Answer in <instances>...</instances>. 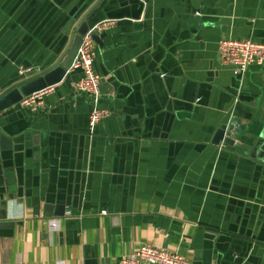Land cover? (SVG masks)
I'll return each mask as SVG.
<instances>
[{"label":"crops","instance_id":"crops-1","mask_svg":"<svg viewBox=\"0 0 264 264\" xmlns=\"http://www.w3.org/2000/svg\"><path fill=\"white\" fill-rule=\"evenodd\" d=\"M93 1L0 0V85L42 69ZM105 18L108 118L89 127L70 68L35 109L0 111V264H117L140 243L264 264V157L212 143L229 119L244 137L264 118V67L235 75L216 43L264 42V0H102L89 23Z\"/></svg>","mask_w":264,"mask_h":264},{"label":"built area","instance_id":"built-area-1","mask_svg":"<svg viewBox=\"0 0 264 264\" xmlns=\"http://www.w3.org/2000/svg\"><path fill=\"white\" fill-rule=\"evenodd\" d=\"M114 24V19L105 18L89 28L82 36L81 43L69 66L70 69L81 71V76L74 82V88L76 91L86 94L92 104L88 114L89 127L95 126L111 114L107 107L97 105L101 96V76L94 68L97 44L92 37V32L94 29H109ZM216 43L221 63L229 67L233 74H243L251 64L264 67V42L229 36L219 38ZM31 70L27 67L22 68L19 72L24 74ZM54 85L46 86L22 97L18 104L22 107L35 109L38 102L54 89ZM49 224L51 228H57L58 219L49 220ZM117 264H188V261L176 251L140 243L133 251L122 255Z\"/></svg>","mask_w":264,"mask_h":264},{"label":"water","instance_id":"water-1","mask_svg":"<svg viewBox=\"0 0 264 264\" xmlns=\"http://www.w3.org/2000/svg\"><path fill=\"white\" fill-rule=\"evenodd\" d=\"M101 1L94 0L82 12L71 18L73 26L69 30L65 48L53 54V57L42 66V69H32L30 72L0 85V111L18 103L22 97L46 86L54 85L62 79L76 54L82 36L97 23L90 24L89 20L93 15V10L98 7ZM102 32L103 30L97 29L92 32V37L99 46L103 45L100 38ZM243 127V123H236L229 119L223 127L214 131L212 143L229 148L236 147L237 143H241L246 149L250 148L252 157H264V118L259 120L258 126L248 129L247 136L244 137L239 135ZM63 210L62 207L57 206L53 211L51 205H45V211H48L45 215H51L52 211L55 215H61Z\"/></svg>","mask_w":264,"mask_h":264}]
</instances>
